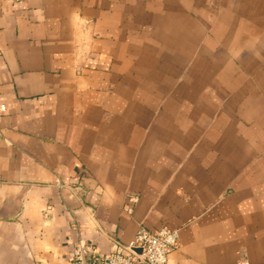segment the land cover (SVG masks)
Wrapping results in <instances>:
<instances>
[{"label": "crops", "instance_id": "crops-1", "mask_svg": "<svg viewBox=\"0 0 264 264\" xmlns=\"http://www.w3.org/2000/svg\"><path fill=\"white\" fill-rule=\"evenodd\" d=\"M0 105V264H264V0H0Z\"/></svg>", "mask_w": 264, "mask_h": 264}, {"label": "built area", "instance_id": "built-area-1", "mask_svg": "<svg viewBox=\"0 0 264 264\" xmlns=\"http://www.w3.org/2000/svg\"><path fill=\"white\" fill-rule=\"evenodd\" d=\"M6 107L0 105V113ZM60 191L68 190L70 197L86 191L78 179L72 181H56ZM139 197L132 196L124 211L132 216ZM179 230L162 228L156 231L148 230L141 226L135 237L125 245L115 243L107 254H100L92 242L80 240L77 247L69 256L70 264H171L170 256L179 248ZM240 264H248L242 262Z\"/></svg>", "mask_w": 264, "mask_h": 264}]
</instances>
